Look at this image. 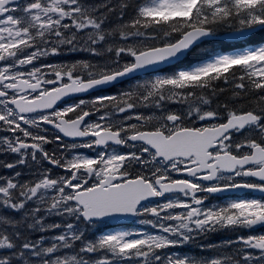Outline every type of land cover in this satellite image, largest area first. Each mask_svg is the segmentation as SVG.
I'll return each mask as SVG.
<instances>
[{
  "label": "snow or ice",
  "instance_id": "snow-or-ice-1",
  "mask_svg": "<svg viewBox=\"0 0 264 264\" xmlns=\"http://www.w3.org/2000/svg\"><path fill=\"white\" fill-rule=\"evenodd\" d=\"M0 264H264V0H0Z\"/></svg>",
  "mask_w": 264,
  "mask_h": 264
}]
</instances>
